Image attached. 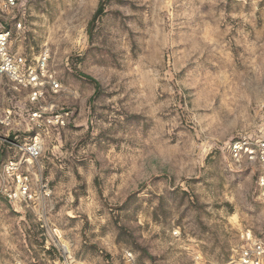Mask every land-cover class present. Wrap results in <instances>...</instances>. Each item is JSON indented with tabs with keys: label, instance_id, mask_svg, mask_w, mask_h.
<instances>
[{
	"label": "rangeland",
	"instance_id": "374dc122",
	"mask_svg": "<svg viewBox=\"0 0 264 264\" xmlns=\"http://www.w3.org/2000/svg\"><path fill=\"white\" fill-rule=\"evenodd\" d=\"M20 4L0 26L24 20L15 51L50 49V116H73L24 135L44 145L36 198L2 201L0 264H227L264 234L259 172L230 156L264 135V0ZM9 110L30 128L26 94L3 80Z\"/></svg>",
	"mask_w": 264,
	"mask_h": 264
},
{
	"label": "built area",
	"instance_id": "2783aa9c",
	"mask_svg": "<svg viewBox=\"0 0 264 264\" xmlns=\"http://www.w3.org/2000/svg\"><path fill=\"white\" fill-rule=\"evenodd\" d=\"M20 7V0H5L0 11L14 14ZM25 33V22L17 16H13L11 25L0 26V84L7 80L15 92L26 94L30 120V128L21 134L15 128L11 110L0 116V207L3 200L27 206L35 201L31 168L42 156L44 145L38 137L24 135L53 120L64 127L73 116L69 110L50 116L57 109L49 100L63 92V85L51 69L49 48L44 47L37 57L15 51V38ZM230 156L235 162L257 168L258 187L264 199V135L238 138L230 145ZM242 240L244 245L227 264H264V234L257 236L248 231ZM125 258L135 264L132 254Z\"/></svg>",
	"mask_w": 264,
	"mask_h": 264
},
{
	"label": "trees",
	"instance_id": "16d2710c",
	"mask_svg": "<svg viewBox=\"0 0 264 264\" xmlns=\"http://www.w3.org/2000/svg\"><path fill=\"white\" fill-rule=\"evenodd\" d=\"M99 13V12H98Z\"/></svg>",
	"mask_w": 264,
	"mask_h": 264
}]
</instances>
